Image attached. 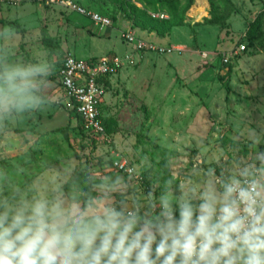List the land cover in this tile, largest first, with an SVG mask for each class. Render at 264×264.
I'll list each match as a JSON object with an SVG mask.
<instances>
[{"label":"rangeland","instance_id":"rangeland-1","mask_svg":"<svg viewBox=\"0 0 264 264\" xmlns=\"http://www.w3.org/2000/svg\"><path fill=\"white\" fill-rule=\"evenodd\" d=\"M127 31L156 50L136 49ZM0 48L5 59L55 65L50 102L0 121V171L21 186L66 176L71 195L89 190L86 177L119 176L158 192L169 175L216 167L221 152L250 158L249 134L264 135V0H0ZM68 55L132 57L105 79L103 136L85 128L59 84Z\"/></svg>","mask_w":264,"mask_h":264},{"label":"clouds","instance_id":"clouds-1","mask_svg":"<svg viewBox=\"0 0 264 264\" xmlns=\"http://www.w3.org/2000/svg\"><path fill=\"white\" fill-rule=\"evenodd\" d=\"M3 52L0 121L48 104L55 69ZM262 145L251 132L250 158L221 152L216 167L169 175L158 192L105 176L69 195L66 176L21 186L0 171V264H264Z\"/></svg>","mask_w":264,"mask_h":264},{"label":"built area","instance_id":"built-area-1","mask_svg":"<svg viewBox=\"0 0 264 264\" xmlns=\"http://www.w3.org/2000/svg\"><path fill=\"white\" fill-rule=\"evenodd\" d=\"M69 7L82 15H87L98 25L110 27L111 19L97 12L88 11L82 5L71 3ZM154 16L164 17L163 13ZM125 39L138 50L155 49L152 42L144 40L134 33H124ZM245 46H242L244 49ZM131 62L129 55L125 60L119 57L84 59L73 55L64 58L57 71L59 84L70 103L80 117L85 128L98 136L105 133L100 105L106 92V77L117 73L126 62Z\"/></svg>","mask_w":264,"mask_h":264},{"label":"trees","instance_id":"trees-1","mask_svg":"<svg viewBox=\"0 0 264 264\" xmlns=\"http://www.w3.org/2000/svg\"><path fill=\"white\" fill-rule=\"evenodd\" d=\"M165 1V3H171V2H173V1H176V0H164ZM189 1H191V0H189ZM75 110V109H74ZM77 178V177H76ZM88 178L89 177H86L85 178V181H86V183H87V181H88ZM88 184V183H87ZM88 186H89V184H88Z\"/></svg>","mask_w":264,"mask_h":264},{"label":"bare ground","instance_id":"bare-ground-1","mask_svg":"<svg viewBox=\"0 0 264 264\" xmlns=\"http://www.w3.org/2000/svg\"><path fill=\"white\" fill-rule=\"evenodd\" d=\"M200 15V14H199Z\"/></svg>","mask_w":264,"mask_h":264}]
</instances>
